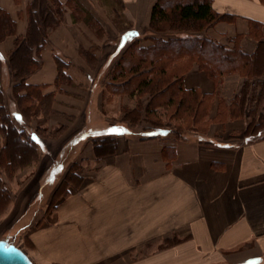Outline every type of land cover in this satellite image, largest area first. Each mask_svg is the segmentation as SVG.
I'll return each instance as SVG.
<instances>
[{
  "label": "crops",
  "instance_id": "0c3cea01",
  "mask_svg": "<svg viewBox=\"0 0 264 264\" xmlns=\"http://www.w3.org/2000/svg\"><path fill=\"white\" fill-rule=\"evenodd\" d=\"M157 1L0 0V8L16 22L15 33L0 40V105L10 113L18 110L14 85L7 86L9 56L17 40L31 31L33 15L39 13L41 18L43 8L48 7L47 38L38 51V68L27 83L44 86L45 94H56L48 132L66 126L54 140L43 141L38 164L42 172L35 179L34 198L17 203L10 191L13 205L0 217V229L5 222L10 228L19 225L21 231L32 226L27 213L41 195L43 175L52 172L48 182H54L68 171L66 162L58 158L65 147L72 151L83 141L88 142V149L94 140L107 137L117 145L113 154L96 156L86 150L74 160L96 166L95 172L85 176L89 181L82 189L69 188V198L55 205L59 218L68 217L67 226L31 230L36 255L49 264H92L102 254L104 258L121 254L116 264H125L126 258V264H264V130L245 136L247 121L234 118L219 126L216 134L194 132L186 138L163 139L156 134L136 137L122 122L97 120L91 104L95 85L114 83L111 72L127 34L131 41L139 36V46L153 45L150 20ZM210 1L223 18L203 34L223 44L237 35L264 40V0ZM93 50L98 55L91 64L87 53ZM59 59L68 65L65 72L72 81L71 85L61 83L63 90L56 86ZM218 82L197 68L183 78L185 89H197L211 100L212 116L219 104ZM84 85L90 91L78 88ZM118 100L130 102L122 97ZM20 120L32 127V122ZM82 134L86 135L81 138ZM55 139L60 147L57 153L48 142ZM3 143L0 137V147ZM24 169L12 177L19 181ZM30 184L33 189L35 184ZM80 211H91L90 224L76 215ZM173 236L179 242L140 255V244ZM93 243H100L101 250L93 248Z\"/></svg>",
  "mask_w": 264,
  "mask_h": 264
},
{
  "label": "trees",
  "instance_id": "16d2710c",
  "mask_svg": "<svg viewBox=\"0 0 264 264\" xmlns=\"http://www.w3.org/2000/svg\"><path fill=\"white\" fill-rule=\"evenodd\" d=\"M170 1H173L171 14L165 9ZM46 8L48 7L43 8L41 18H39V13L33 15L31 31L28 36L17 40L15 49L9 56V65L16 77L14 94L18 110L17 114L10 113L4 104L0 105V137L4 140L0 147V206L11 198L10 189L2 174L10 179L17 171L40 159V151L44 148L43 141L46 132H48V128L44 124H49L51 113L57 102L56 94L43 93L44 86L27 83L28 76L38 68V51L47 38L46 27L51 21L46 19L45 14L47 12L48 15L50 11ZM222 18L223 16L214 11L210 0L157 1L153 6L150 20V26L155 32L152 37L153 45L148 48L137 44L133 46L136 54L141 55H137L135 60H133L134 57H131L133 61H125L128 62L127 64L122 62L123 55L118 59L116 67L111 72V80L114 83L107 84L112 87L110 93L118 95L128 90L130 97L140 98V95L143 94L155 96L168 92L174 84H177L178 91L186 97H181L174 114L179 113L184 104H187L186 110L188 112L195 111L191 115L193 120L196 119L198 107L202 105L200 102L206 99V95L197 89L184 88L185 74L195 67L184 69L181 74H172V70L162 65L166 50L168 49L170 52L169 49L173 47L174 52H177L175 55L179 56L182 52L185 54H182L185 60L190 59V55H193L196 58L193 62H196L197 69L205 71L222 84L217 95L219 103L222 102L226 105L230 118H245L247 121L245 136L260 134L264 130V125H262L264 122V40H253L244 35H237L231 39L229 44H223L203 34L207 28ZM162 22H170L172 28L180 33L167 36L159 35L158 33L163 30L159 26ZM15 28L16 22L0 8V40L14 34ZM134 38L133 40H135ZM127 51L128 49L125 50V52ZM186 52L189 53L186 54ZM97 55L94 50L87 53V59L91 64L97 61ZM144 64L148 66H143ZM67 66L63 60H58L59 72L56 86L60 90H63L61 83L72 84L70 76L65 72ZM176 67L174 64L173 70ZM235 73H241L236 81L240 84L238 83V86L231 90L226 86V83ZM25 101L29 103L27 104ZM0 102H2L1 98ZM260 102L263 103L261 110L258 108ZM173 104L174 97L171 96L165 106L168 108ZM158 111L156 106H152V101L146 107L138 102L133 109L127 111L126 119L135 122L136 118L138 116L140 118L143 113L148 117L150 114L159 113ZM131 114H135V116H131ZM34 115L40 116L36 127L27 126L20 120L22 118L30 123ZM249 118L250 120H248ZM191 127L194 129L191 128L190 131L200 132L197 127H193V125ZM65 128V125H60L53 130V133L59 135ZM158 128L152 135H160L163 139L170 136L171 129L169 127ZM177 129H179L177 131L179 133L181 129ZM103 140L115 143V140L110 137ZM74 174L76 175V171ZM67 181H72V177H69Z\"/></svg>",
  "mask_w": 264,
  "mask_h": 264
},
{
  "label": "rangeland",
  "instance_id": "374dc122",
  "mask_svg": "<svg viewBox=\"0 0 264 264\" xmlns=\"http://www.w3.org/2000/svg\"><path fill=\"white\" fill-rule=\"evenodd\" d=\"M175 1V0H174ZM166 11L171 14L173 11V1L169 2V5L166 6ZM159 26L163 29L159 35L167 36V35H176L177 33H180L178 30L172 28V24L170 22H162L159 24ZM94 30V29H93ZM95 31V30H94ZM127 34V33H126ZM128 34L125 37L124 40V50L122 51L120 57H122V62L127 64L128 62H125L129 60L131 62V57L135 60L137 59V55L141 54H136V51L133 50V46L139 45L140 39L138 37H135L133 41L130 40V38H127ZM115 45L117 43V40L114 41ZM132 48V49H131ZM128 49L127 52L125 50ZM166 50V55L165 58L163 57V63L162 65L168 67L169 70H172V74H181L184 69H189V68H198L196 62H193L196 60V58L193 55H190V59L185 60L183 52L181 55L177 56L175 55L174 52L175 50L172 48ZM189 52H186V54ZM185 55V54H184ZM132 60V61H133ZM174 64L177 66L175 70H173L172 67H174ZM143 66H148L147 64H144ZM174 72V73H173ZM205 72V71H204ZM206 73V72H205ZM207 74V73H206ZM6 79L7 81V86L12 87L13 85H16V77L14 76L13 70L10 68V75L6 74ZM208 75V74H207ZM239 75L241 73H235L232 75V77L227 80L226 86H228L231 90L236 88L238 86L236 81L239 79ZM209 76V75H208ZM211 77V76H210ZM224 77H227L224 75ZM214 79L213 77H211ZM223 78V77H222ZM13 79V81H11ZM215 80V79H214ZM243 81V79H241ZM219 83V82H218ZM240 84V83H239ZM14 86L13 92L15 91ZM222 84L220 83V88ZM79 89H85L88 91L90 88L88 85H84L83 87H78ZM178 85L174 84L168 92L160 94V95H155V96H150L149 94L146 95H140V98L137 96L130 97L128 95V90L124 91L122 94H111V89L112 87H109L107 84H105L103 81L97 85H95V90L93 92L92 96V107L94 108L95 112L98 114L97 120L98 122H104V124L108 123H115V122H122L126 124L128 127H130L133 130V135L136 137H139L141 134H152L155 133L153 132H144V130H149L153 128H158V127H169L171 129L170 136L172 139H178V138H184L185 136H190L189 134H193L194 131H190L192 125L193 127H197V129L201 133L205 134H216L217 128L219 126L224 125L226 122L229 120H233L228 116L226 105L222 102H220L217 105L216 113L215 115L212 114L211 110V100L209 98H206L205 100L201 101L198 107V112L196 114V119L193 120L192 115L194 112H188L186 110V105L184 104V107L181 109V111L177 114H174L175 109L178 107V103L181 97L185 98L186 96H183L181 92L178 91ZM90 91V90H89ZM15 93V92H14ZM173 96L174 97V104L170 105L168 108L165 106V103H167L169 97ZM127 98L130 99L127 103H122V101L119 102L118 98ZM152 101V106L157 107L159 110L157 114H150V116H146L143 112L141 114L140 118H136L135 122H130L129 120L126 119L128 115V110L133 109L138 102L141 103L143 107H146ZM27 104L29 103L28 101H25ZM131 103V104H130ZM264 103V101H263ZM262 102L259 103L258 108L261 110L262 109ZM167 108V111H166ZM144 111V108H143ZM17 114V111H15ZM33 113V112H31ZM34 114V113H33ZM131 116H135V114H131ZM40 116L34 115V117L31 119V126L36 127L37 123L39 121ZM244 119V117H242ZM256 118H258L256 116ZM260 119V118H259ZM250 120V118L248 119ZM261 120V119H260ZM16 122V121H14ZM17 123V122H16ZM46 128L49 129V125L44 124ZM262 125H264V122H262ZM56 126V125H55ZM53 125V127H55ZM180 128L181 131L178 133ZM194 129V128H192ZM53 130V128H52ZM143 132V133H142ZM86 135L82 134L81 138ZM59 135L54 134L53 131L46 132V140H54L55 137H58ZM56 141H48L49 146L52 145L55 147V153L58 152L59 147V141L55 139ZM98 143V144H97ZM88 142L84 143L83 141L80 142V146L72 149V151L65 147L59 154L58 158H62L63 162H66V167H68V171L64 172L63 174L58 175V179H56L54 182H48L49 179L53 178L52 172L45 173L43 175V181L42 182V190L40 191L38 198L35 202L32 201V206L27 213L28 218L27 221L31 222L32 226L28 229L25 230H20L18 227H12L10 228V223L5 222L3 224L4 226L0 229V238H7L10 242L16 244L19 247H22L24 250L29 252L33 257L34 260L37 262V264H49L50 262L43 259L42 255H39L40 257L38 258V249L37 245L35 242L32 240L30 232L31 230L34 229H43L47 225H66L69 223V219L65 214L64 216H61L59 218V212H57V207L55 205L62 201L65 202L69 196H70V189L67 190V188H73L74 190H79L80 188L82 189L83 184L89 179H85V176L95 172V166L96 164L94 162L90 161H83L82 163H75L74 160L77 158V156L83 155L86 150L93 152V155L99 156V155H110L113 154L116 151V142L113 144L109 140H102L100 138L99 140H94L92 142V145L87 149ZM86 148V149H85ZM70 151V152H68ZM49 159V158H48ZM44 161H47V158L43 159ZM42 160V161H43ZM51 160V159H50ZM38 163L30 164L28 167H26L24 170V176L20 177L21 181H17L16 177L8 178L5 174L3 175V178L5 179L4 181L6 182L8 188L14 195V200H17L16 202L19 203V201H28L32 200L34 198V194L36 192L35 187H36V182H38L36 177H40L41 175V168L39 167V162L40 160L37 161ZM45 166V164H44ZM40 168V170H39ZM74 171H77L78 174H74ZM19 174V173H18ZM21 175V174H20ZM69 177H72V181H67ZM67 178V179H66ZM24 183V185H21L20 183ZM30 183L35 184L33 189L29 185ZM25 187H28L24 189ZM28 192V196H24L23 194ZM13 199L10 198L8 202L0 206V217L6 214V211L9 206H12L13 204ZM30 204V203H29ZM76 215H79L84 222H88L90 224L91 217L92 215L91 211H80ZM77 218V217H76ZM86 219V220H85ZM25 220V219H23ZM74 220V219H73ZM72 220V221H73ZM82 221V222H83ZM45 229V228H44ZM57 229H60L57 227ZM99 230H97L98 232ZM96 232V230L94 231ZM97 233H94L96 235ZM180 240L178 236H173V237H167V238H162V239H157L155 241L147 242L140 244V255L143 254H148L150 251L153 249H158V248H163L169 244L176 243ZM93 248H102V245L100 243H93L92 244ZM101 250V249H100ZM126 249L124 250V254L126 253ZM121 254L114 255V256H108V258H104V255H101V258L98 259L97 261L93 262L92 264H116V257L119 258ZM124 263L126 264L127 261H129L127 258L123 260ZM121 263V261H119Z\"/></svg>",
  "mask_w": 264,
  "mask_h": 264
},
{
  "label": "water",
  "instance_id": "95a60500",
  "mask_svg": "<svg viewBox=\"0 0 264 264\" xmlns=\"http://www.w3.org/2000/svg\"><path fill=\"white\" fill-rule=\"evenodd\" d=\"M0 264H34L29 255L7 238L0 239Z\"/></svg>",
  "mask_w": 264,
  "mask_h": 264
},
{
  "label": "bare ground",
  "instance_id": "6f19581e",
  "mask_svg": "<svg viewBox=\"0 0 264 264\" xmlns=\"http://www.w3.org/2000/svg\"><path fill=\"white\" fill-rule=\"evenodd\" d=\"M150 130V129H149ZM144 131H147V130H144ZM25 251V250H24ZM26 252V251H25ZM27 253V252H26ZM28 254V253H27ZM29 255V254H28ZM29 257L31 258V256L29 255ZM32 259V258H31ZM32 261L34 262V260L32 259ZM35 264V262H34Z\"/></svg>",
  "mask_w": 264,
  "mask_h": 264
}]
</instances>
